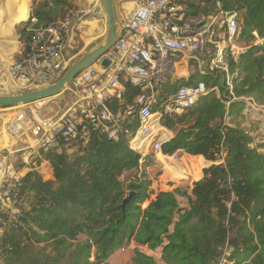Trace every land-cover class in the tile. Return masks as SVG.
Returning <instances> with one entry per match:
<instances>
[{
    "label": "trees",
    "instance_id": "16d2710c",
    "mask_svg": "<svg viewBox=\"0 0 264 264\" xmlns=\"http://www.w3.org/2000/svg\"><path fill=\"white\" fill-rule=\"evenodd\" d=\"M70 1L35 0L36 21L27 20L32 28L18 30L20 37L30 39ZM221 1L224 9L242 12V33L250 42L236 93L264 103V0ZM184 3L197 14L214 0ZM253 30L261 43L253 42ZM136 92L126 86L124 102L112 108H124ZM210 98L162 120L171 129L180 125L162 145L164 154L183 149L211 163L191 185L155 193L140 168L141 154L100 131L71 154L65 146L38 149L23 179L27 207L2 239L3 264H111L127 248L131 264H264V143L262 151L251 147L249 131L226 124L224 106ZM239 108L241 102L232 103L229 114ZM129 191L135 196L123 215L118 205Z\"/></svg>",
    "mask_w": 264,
    "mask_h": 264
},
{
    "label": "built area",
    "instance_id": "2783aa9c",
    "mask_svg": "<svg viewBox=\"0 0 264 264\" xmlns=\"http://www.w3.org/2000/svg\"><path fill=\"white\" fill-rule=\"evenodd\" d=\"M117 9L120 30L114 44L66 86L62 93L71 97L66 108L48 116L40 105L49 98L39 100L16 107L0 127V264L2 239L27 207L30 193H22L23 179L38 149L60 151L72 143L83 145L91 133L100 131L109 140H126L131 150L141 154L140 163L148 151L177 161L184 150L164 154L162 145L180 125L168 128L163 118L181 115L214 95L225 108V123L249 131V145L262 151L264 103L236 93L243 77L240 62L250 49L242 33L241 11L224 9L221 0H214L210 11L197 14L182 0H126ZM30 21L36 19L30 17ZM105 31L102 0L66 7L59 17L38 28L1 69L0 94L55 83L69 65L61 56L63 49L73 47L77 35L89 43L103 38ZM251 35L254 43L262 42L255 30ZM104 57L109 61L105 68L100 65ZM207 80L212 83L208 85ZM126 86L137 90L131 103L113 109V104L124 102ZM236 101L242 103V113L230 115ZM233 117L234 124L229 120ZM226 205L229 208L230 203Z\"/></svg>",
    "mask_w": 264,
    "mask_h": 264
},
{
    "label": "crops",
    "instance_id": "0c3cea01",
    "mask_svg": "<svg viewBox=\"0 0 264 264\" xmlns=\"http://www.w3.org/2000/svg\"><path fill=\"white\" fill-rule=\"evenodd\" d=\"M92 0H71L70 2L74 3L75 6H83L91 2ZM117 8L119 7V4L122 1L126 0H115ZM10 2H14L13 0H10ZM129 2V1H128ZM18 8L19 13L16 14V18L21 16L24 11V4L20 3L18 1ZM21 7V8H20ZM14 8L10 7L9 11L6 13V15L13 11ZM118 10V9H117ZM61 15V14H60ZM3 35L0 34V68L2 66H6L9 61L12 59V57L17 56L19 52L22 51L23 47L21 45H13L10 46V43L8 41H4L2 39ZM103 38H98L96 40H92L89 43L83 42L79 40L78 35L76 36V43H74L73 47H69L67 45L63 51H62V57L66 59L67 61H70V59L73 56L78 55L79 53L86 51L87 49L91 50L95 46H97ZM18 44V42H17ZM24 44V43H23ZM78 51L77 53L72 55V51ZM6 63V64H5ZM150 153V158L147 160L149 161L148 164H144L143 162L140 163V168L148 174L149 178L152 180L151 188L154 190V192L158 191H170L174 187L179 186L181 184H188L191 185L192 182L200 179L203 175L202 170L205 167H208L211 163L204 160L203 157L199 155H190L183 151L179 159L177 161H172L169 157L165 155H161L159 153L152 154ZM176 182V184H174ZM170 185L169 183H172L170 185L171 188L168 190L166 189L167 185ZM163 189H156V187H161ZM153 198V195L151 196Z\"/></svg>",
    "mask_w": 264,
    "mask_h": 264
},
{
    "label": "water",
    "instance_id": "95a60500",
    "mask_svg": "<svg viewBox=\"0 0 264 264\" xmlns=\"http://www.w3.org/2000/svg\"><path fill=\"white\" fill-rule=\"evenodd\" d=\"M102 6L106 15V31L101 42L87 52L84 56L73 63L64 73V75L55 83L28 92L14 93L9 95L0 94V108H14L20 107L26 104H30L39 100H44L61 94L66 86L75 78L79 72L86 66L96 62L101 58L114 44L117 35L120 30V20L118 16V10L115 0H102ZM108 59L102 58L101 67L108 66ZM150 153H146L143 157L144 161L150 158ZM135 196L134 191H129L128 194L122 199V202L118 205L122 214L125 213L127 204L133 200Z\"/></svg>",
    "mask_w": 264,
    "mask_h": 264
},
{
    "label": "rangeland",
    "instance_id": "374dc122",
    "mask_svg": "<svg viewBox=\"0 0 264 264\" xmlns=\"http://www.w3.org/2000/svg\"><path fill=\"white\" fill-rule=\"evenodd\" d=\"M13 8L15 9L16 6L18 5V1L21 3V1H24L26 4H27V16L24 20H21L17 23H13V25L11 24V26H6V27H1L0 28V34L3 35L2 39L4 41H8V43H10V46H13V45H21L22 44V47H23V43L26 41L27 39V34L21 38L20 37V34L18 33V30L22 29V28H26L29 29V28H32V25L29 24V25H25L26 21L27 20H30V17H31V10H32V7L34 5V2L35 0H30V1H27V0H13ZM183 1H187V0H183ZM3 2V3H2ZM5 2V0H0V16L2 18L6 17V13L9 11L10 7H6L7 5H3ZM19 6V5H18ZM69 6H75L74 3L70 2ZM68 6V7H69ZM4 8H8V9H5ZM21 8V7H20ZM212 8V4H209V5H201L199 9V13H202L204 12V10H207L210 11ZM4 12V13H2ZM61 12H57V15L58 16ZM17 19V18H16ZM11 28V29H10ZM8 29V30H7ZM9 31V32H8ZM27 33L29 34V32L27 31ZM18 42V44H17ZM90 50L87 49L86 51H83L81 53H79L78 55L76 56H73L70 61H69V65H68V68L73 64L75 63L78 59H80L82 56H84L87 52H89ZM77 53L78 51H72V55ZM6 64V63H5ZM4 68V66H2L0 68V71L1 69ZM208 85H210L212 83V80H207L206 81ZM218 86L221 87V84H222V80L220 79L218 81ZM210 100H214L216 99L214 97V95L210 96ZM70 95L67 93V92H64L62 94H59L57 96H54V97H51L49 98L48 100L44 101L41 103V109H42V113H44L45 115H48V116H54L58 113H60L63 109L66 108V106L69 104L70 102ZM2 109V108H0ZM17 110L16 107L14 108H10L8 110H0V127L3 125V123L5 122V119L12 114V112H15ZM238 111L240 113H242L241 111V108L238 109ZM235 117L229 119L230 120V123L234 124L236 123L235 122ZM191 121H185L184 125H188ZM67 147V153L71 154V153H74L77 149V144L76 143H72L70 145H67L65 146ZM48 178V176H44V180H46ZM174 184H176V182H174ZM167 185V183H166ZM163 186L161 187H156V189H163L162 188ZM170 187V185H167L166 189L168 190ZM130 256H131V250L130 248H127V249H123L121 251H118L115 255L112 256V258L110 259V263L111 264H131L130 262Z\"/></svg>",
    "mask_w": 264,
    "mask_h": 264
},
{
    "label": "bare ground",
    "instance_id": "6f19581e",
    "mask_svg": "<svg viewBox=\"0 0 264 264\" xmlns=\"http://www.w3.org/2000/svg\"><path fill=\"white\" fill-rule=\"evenodd\" d=\"M27 1H30V0H27ZM3 5H7L6 7H8V6L9 7H12L13 6V3L10 2V0H5V2H4ZM5 9H8V8H4V10ZM2 13H4V12H2ZM18 13H19V8H18V5H17L16 8L13 11H10L7 14L6 17L2 18L0 16V28L1 27H6V26H11V24L13 25V23L15 24V23L23 20L24 16L27 14V4L25 2H24V11H23L22 15L19 16V17H17V19H16V14H18Z\"/></svg>",
    "mask_w": 264,
    "mask_h": 264
}]
</instances>
